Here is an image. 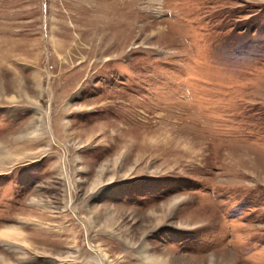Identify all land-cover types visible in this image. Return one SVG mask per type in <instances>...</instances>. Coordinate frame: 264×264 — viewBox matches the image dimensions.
Segmentation results:
<instances>
[{"label":"rangeland","instance_id":"1","mask_svg":"<svg viewBox=\"0 0 264 264\" xmlns=\"http://www.w3.org/2000/svg\"><path fill=\"white\" fill-rule=\"evenodd\" d=\"M0 264H264V0H0Z\"/></svg>","mask_w":264,"mask_h":264},{"label":"bare ground","instance_id":"2","mask_svg":"<svg viewBox=\"0 0 264 264\" xmlns=\"http://www.w3.org/2000/svg\"><path fill=\"white\" fill-rule=\"evenodd\" d=\"M11 230L10 229H6V230H3L2 232H1V236H7L8 234H10V233H12V232H10Z\"/></svg>","mask_w":264,"mask_h":264}]
</instances>
